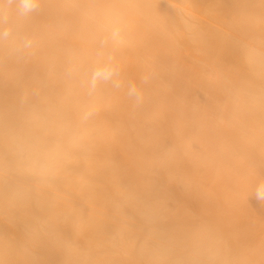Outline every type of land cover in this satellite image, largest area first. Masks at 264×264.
<instances>
[{
  "label": "bare ground",
  "instance_id": "1",
  "mask_svg": "<svg viewBox=\"0 0 264 264\" xmlns=\"http://www.w3.org/2000/svg\"><path fill=\"white\" fill-rule=\"evenodd\" d=\"M20 4L0 264H264V0Z\"/></svg>",
  "mask_w": 264,
  "mask_h": 264
},
{
  "label": "clouds",
  "instance_id": "2",
  "mask_svg": "<svg viewBox=\"0 0 264 264\" xmlns=\"http://www.w3.org/2000/svg\"><path fill=\"white\" fill-rule=\"evenodd\" d=\"M20 6L23 13L32 12L38 7V0H21ZM254 193L258 201H264V182L256 185Z\"/></svg>",
  "mask_w": 264,
  "mask_h": 264
},
{
  "label": "rangeland",
  "instance_id": "3",
  "mask_svg": "<svg viewBox=\"0 0 264 264\" xmlns=\"http://www.w3.org/2000/svg\"><path fill=\"white\" fill-rule=\"evenodd\" d=\"M200 96H201V98H203L202 95H200ZM197 147H198V146H197ZM260 202H261V201H258V200L255 198V195H252V196L250 197V204H251V206H253L254 209H257V207L260 205Z\"/></svg>",
  "mask_w": 264,
  "mask_h": 264
}]
</instances>
